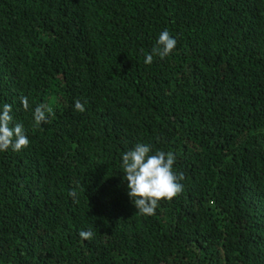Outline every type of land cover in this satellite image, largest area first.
<instances>
[{"label": "trees", "instance_id": "trees-1", "mask_svg": "<svg viewBox=\"0 0 264 264\" xmlns=\"http://www.w3.org/2000/svg\"><path fill=\"white\" fill-rule=\"evenodd\" d=\"M5 103L29 145L0 152V264H264V0H0ZM137 143L183 174L151 216Z\"/></svg>", "mask_w": 264, "mask_h": 264}, {"label": "clouds", "instance_id": "clouds-1", "mask_svg": "<svg viewBox=\"0 0 264 264\" xmlns=\"http://www.w3.org/2000/svg\"><path fill=\"white\" fill-rule=\"evenodd\" d=\"M176 47V39L169 31H162L158 39L145 59V64H151L153 57L158 56L163 59L168 56ZM23 110L30 108L28 97H20ZM74 108L78 112H83V104L77 100ZM11 105L5 103L0 110V152L11 149L19 152L29 145V139L24 132L21 123L12 124L13 116ZM51 109L46 104H39L32 112L33 126H40L49 122ZM121 168L123 170V180L127 182V193L129 200L140 215L151 216L155 214L156 208L162 200H172L183 191L180 183L183 174L173 171L176 162L175 154L172 151L151 152L150 144L137 143L135 147L122 154ZM70 197L77 195L73 189L68 193ZM91 231H80L79 236L83 240L92 238Z\"/></svg>", "mask_w": 264, "mask_h": 264}]
</instances>
